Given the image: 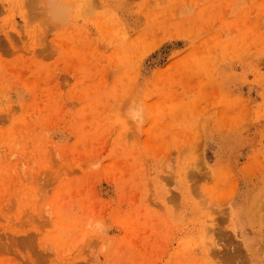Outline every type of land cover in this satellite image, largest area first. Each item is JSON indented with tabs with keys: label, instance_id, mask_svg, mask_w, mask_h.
Listing matches in <instances>:
<instances>
[{
	"label": "rangeland",
	"instance_id": "374dc122",
	"mask_svg": "<svg viewBox=\"0 0 264 264\" xmlns=\"http://www.w3.org/2000/svg\"><path fill=\"white\" fill-rule=\"evenodd\" d=\"M0 264H264V0H0Z\"/></svg>",
	"mask_w": 264,
	"mask_h": 264
}]
</instances>
